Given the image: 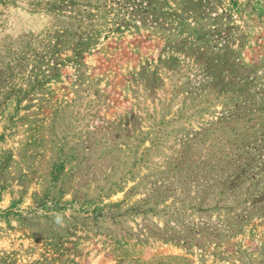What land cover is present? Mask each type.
Masks as SVG:
<instances>
[{"label":"rangeland","instance_id":"1","mask_svg":"<svg viewBox=\"0 0 264 264\" xmlns=\"http://www.w3.org/2000/svg\"><path fill=\"white\" fill-rule=\"evenodd\" d=\"M0 264H264V0H0Z\"/></svg>","mask_w":264,"mask_h":264}]
</instances>
